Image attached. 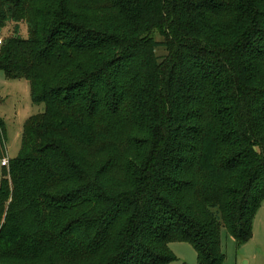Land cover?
Segmentation results:
<instances>
[{
	"label": "trees",
	"instance_id": "16d2710c",
	"mask_svg": "<svg viewBox=\"0 0 264 264\" xmlns=\"http://www.w3.org/2000/svg\"><path fill=\"white\" fill-rule=\"evenodd\" d=\"M96 2L0 0V70L45 107L3 165L0 264H167L175 240L224 264L264 204V0Z\"/></svg>",
	"mask_w": 264,
	"mask_h": 264
},
{
	"label": "rangeland",
	"instance_id": "374dc122",
	"mask_svg": "<svg viewBox=\"0 0 264 264\" xmlns=\"http://www.w3.org/2000/svg\"><path fill=\"white\" fill-rule=\"evenodd\" d=\"M84 5H92L90 14L81 10L82 16L100 17L96 7V0H82ZM101 18L107 20L110 15H104L101 11ZM12 25L7 26L0 39L4 40L12 34ZM21 35L27 36L28 31L25 24L21 25ZM164 50L158 49L157 54H163ZM44 104H34L32 99L31 84L25 78H7L4 71L0 70V117L6 125V157L8 161L16 158L21 152V133L24 125L30 117L43 112ZM109 125L104 128L100 139V150L97 155L90 157L93 163H88L91 171L97 169L99 163L106 159L107 153L112 152L114 145H118L124 138L128 129L127 123L119 119H111ZM6 167L0 159V181L5 176ZM223 250L226 254L224 264H264V204H262L254 217L253 237L245 244L238 246L235 239L227 232L222 231ZM172 254L177 261L167 264H198L197 253L191 243L183 240H175L170 245Z\"/></svg>",
	"mask_w": 264,
	"mask_h": 264
},
{
	"label": "built area",
	"instance_id": "2783aa9c",
	"mask_svg": "<svg viewBox=\"0 0 264 264\" xmlns=\"http://www.w3.org/2000/svg\"><path fill=\"white\" fill-rule=\"evenodd\" d=\"M2 42H3V40L0 39V45L2 44ZM2 164H3V165H8V159H3V160H2Z\"/></svg>",
	"mask_w": 264,
	"mask_h": 264
}]
</instances>
